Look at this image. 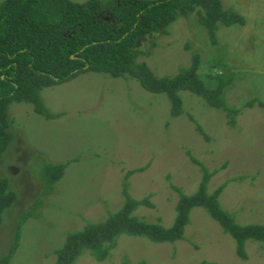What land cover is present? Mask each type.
Listing matches in <instances>:
<instances>
[{
    "label": "rangeland",
    "instance_id": "obj_1",
    "mask_svg": "<svg viewBox=\"0 0 264 264\" xmlns=\"http://www.w3.org/2000/svg\"><path fill=\"white\" fill-rule=\"evenodd\" d=\"M220 1L240 13L244 24H220L212 42L193 11L163 32L146 35L137 44L136 61H144L157 75H172L196 52L206 83L214 84L210 72L230 74L222 93L228 106L241 107L251 98L263 103L254 100L251 107L241 108L234 126L223 110L188 90H179L181 111L172 116L164 93L147 91L129 75L111 77L92 70L42 88L48 111L59 113L55 118L36 113L27 102L8 105L12 139L0 153V177L15 198L0 212V254L14 240L22 213L42 197L38 216L29 215L21 224L9 264H53L52 250L67 231L105 219L122 206L124 182L132 197L149 196L153 203L138 206L135 215L170 225L177 199L171 184L190 194L202 177L191 157L215 170L209 193L226 183L218 201L238 224L264 223V0ZM68 159L73 160L47 194L39 178L42 167ZM141 166L126 178L128 170ZM243 246L241 258L234 238L205 208L194 206L180 238L153 241L121 233L105 259L85 249L72 264H264L263 240L247 238Z\"/></svg>",
    "mask_w": 264,
    "mask_h": 264
},
{
    "label": "trees",
    "instance_id": "obj_2",
    "mask_svg": "<svg viewBox=\"0 0 264 264\" xmlns=\"http://www.w3.org/2000/svg\"><path fill=\"white\" fill-rule=\"evenodd\" d=\"M195 11L199 23L206 28L212 42L220 24L230 26L244 24L243 16L232 9L224 8L220 0H1L0 1V153L12 139L6 108L15 102L32 104L33 110L45 118H55L46 108L40 91L44 87L67 81L84 70L105 72L111 77L129 75L149 92L164 93L170 101L171 115L181 111L179 90H188L201 96L206 104L220 108L234 126L241 108L251 107L254 100L248 99L241 107L228 106L222 93L231 82V75L208 73L214 82L204 81L199 72L200 57L193 52L188 65L180 66L172 75H157L144 61H136L137 44L146 35L164 31L167 24ZM190 118V117H189ZM196 131L205 138L200 125ZM73 159L62 162H47L39 178L47 194L62 176L64 167ZM202 169V177L195 191L177 192L175 216L170 225L160 220H146L133 212L138 206L153 207L149 196L132 197L127 182L123 183L122 206L105 219L90 221L79 229L67 231L62 243L54 248L53 264H72L85 249L96 259H105L116 244L121 233L144 235L153 241H172L182 236L183 225L188 221V212L194 206L206 209L209 215L221 224L224 232L235 240L236 252L245 257L243 242L247 238L264 241V223L238 224L218 201L226 183L212 192L207 184L215 170L191 157ZM144 167L126 172V178ZM15 198L8 189V182L0 177V212L9 207ZM42 197L38 196L26 208L16 222L15 238L8 250L0 254V264H9L18 244L19 230L29 215L38 216ZM198 264H216L213 260H201Z\"/></svg>",
    "mask_w": 264,
    "mask_h": 264
}]
</instances>
